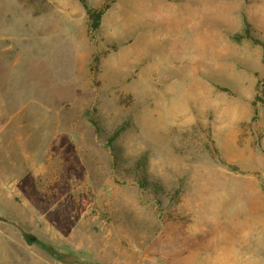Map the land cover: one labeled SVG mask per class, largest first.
Returning a JSON list of instances; mask_svg holds the SVG:
<instances>
[{
  "label": "rangeland",
  "instance_id": "374dc122",
  "mask_svg": "<svg viewBox=\"0 0 264 264\" xmlns=\"http://www.w3.org/2000/svg\"><path fill=\"white\" fill-rule=\"evenodd\" d=\"M249 225L264 264V0H0V264H184Z\"/></svg>",
  "mask_w": 264,
  "mask_h": 264
},
{
  "label": "crops",
  "instance_id": "0c3cea01",
  "mask_svg": "<svg viewBox=\"0 0 264 264\" xmlns=\"http://www.w3.org/2000/svg\"><path fill=\"white\" fill-rule=\"evenodd\" d=\"M194 244L198 252L186 258L184 264H253V230L248 228H216L212 240L198 239L195 233ZM264 241V230L259 236Z\"/></svg>",
  "mask_w": 264,
  "mask_h": 264
},
{
  "label": "trees",
  "instance_id": "16d2710c",
  "mask_svg": "<svg viewBox=\"0 0 264 264\" xmlns=\"http://www.w3.org/2000/svg\"><path fill=\"white\" fill-rule=\"evenodd\" d=\"M88 17L92 20V24L90 25V29H96L99 25V20L102 14V10H99L97 12H87Z\"/></svg>",
  "mask_w": 264,
  "mask_h": 264
}]
</instances>
